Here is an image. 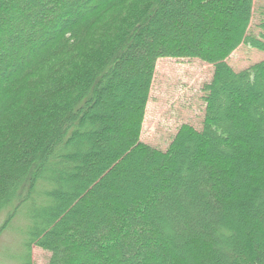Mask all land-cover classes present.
<instances>
[{"label": "trees", "instance_id": "16d2710c", "mask_svg": "<svg viewBox=\"0 0 264 264\" xmlns=\"http://www.w3.org/2000/svg\"><path fill=\"white\" fill-rule=\"evenodd\" d=\"M254 0H0V234L28 205L48 264H264ZM214 66L199 131L140 133L158 59Z\"/></svg>", "mask_w": 264, "mask_h": 264}, {"label": "rangeland", "instance_id": "374dc122", "mask_svg": "<svg viewBox=\"0 0 264 264\" xmlns=\"http://www.w3.org/2000/svg\"><path fill=\"white\" fill-rule=\"evenodd\" d=\"M249 34L261 35L264 0H254ZM264 60V52L248 44L231 54L227 63L236 72ZM214 66L202 59L164 57L157 60L150 97L140 133L141 142L165 151L184 124L199 131L205 117L204 86L210 83ZM26 205L0 234V264H48L51 254L37 246L26 249L33 210ZM32 213V214H31ZM6 215L0 217V225Z\"/></svg>", "mask_w": 264, "mask_h": 264}]
</instances>
